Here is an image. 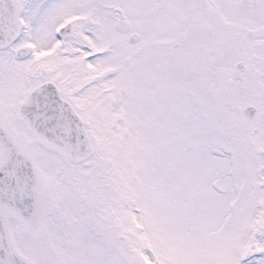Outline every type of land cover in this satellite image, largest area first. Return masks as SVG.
<instances>
[{"label": "snow or ice", "instance_id": "6c2138e0", "mask_svg": "<svg viewBox=\"0 0 264 264\" xmlns=\"http://www.w3.org/2000/svg\"><path fill=\"white\" fill-rule=\"evenodd\" d=\"M0 264H264V0H0Z\"/></svg>", "mask_w": 264, "mask_h": 264}]
</instances>
